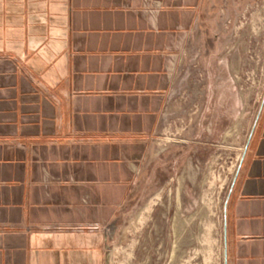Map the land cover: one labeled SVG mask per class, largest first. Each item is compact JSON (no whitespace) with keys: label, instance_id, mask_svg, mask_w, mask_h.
<instances>
[{"label":"crops","instance_id":"0c3cea01","mask_svg":"<svg viewBox=\"0 0 264 264\" xmlns=\"http://www.w3.org/2000/svg\"><path fill=\"white\" fill-rule=\"evenodd\" d=\"M146 1L0 0V264H109L204 2ZM235 174L226 264H264V100Z\"/></svg>","mask_w":264,"mask_h":264},{"label":"rangeland","instance_id":"374dc122","mask_svg":"<svg viewBox=\"0 0 264 264\" xmlns=\"http://www.w3.org/2000/svg\"><path fill=\"white\" fill-rule=\"evenodd\" d=\"M169 92L109 264H224V206L264 100V0H204L170 53Z\"/></svg>","mask_w":264,"mask_h":264},{"label":"built area","instance_id":"2783aa9c","mask_svg":"<svg viewBox=\"0 0 264 264\" xmlns=\"http://www.w3.org/2000/svg\"><path fill=\"white\" fill-rule=\"evenodd\" d=\"M143 2H144V10L147 13L148 19L151 21L152 24H154L156 20V16L161 6L160 4L157 3H155L153 6H150L148 5L150 3L147 2L146 0H143Z\"/></svg>","mask_w":264,"mask_h":264},{"label":"water","instance_id":"95a60500","mask_svg":"<svg viewBox=\"0 0 264 264\" xmlns=\"http://www.w3.org/2000/svg\"><path fill=\"white\" fill-rule=\"evenodd\" d=\"M235 179H236V174L233 177L232 186H233V184L235 182ZM224 230H225V225H224ZM224 239H225V236H224ZM224 264H226V250H224Z\"/></svg>","mask_w":264,"mask_h":264}]
</instances>
